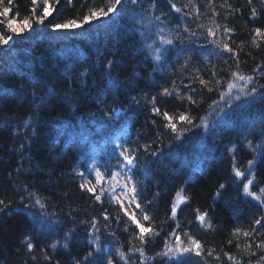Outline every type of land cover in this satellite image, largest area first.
<instances>
[{"label": "trees", "instance_id": "16d2710c", "mask_svg": "<svg viewBox=\"0 0 264 264\" xmlns=\"http://www.w3.org/2000/svg\"><path fill=\"white\" fill-rule=\"evenodd\" d=\"M112 2L48 0L52 14L41 25L32 9L41 15L44 0L36 5L3 0L10 11L0 16V33L11 35L7 21L14 19L20 27L25 17L33 29L14 38L0 56V264H74L89 251L93 257L86 264H106L109 257L114 264H234L229 256L239 264H264V249L256 247L264 241V227L253 224L264 216V39L252 43L253 29L264 30V0H138L135 5L122 0L115 13L83 30L47 26L79 20L92 8L107 10ZM216 25L221 26L218 38L227 40L237 56L212 43L207 29ZM223 26L232 31L225 35ZM161 36L173 44L161 45ZM147 44L162 48L160 60L152 58ZM108 61H113L111 77L104 67ZM94 64V72L79 76ZM233 72L252 80L246 84ZM229 83L236 86L229 90ZM164 88L171 95H163ZM153 106L161 114L153 113ZM163 112L173 118L175 132ZM181 113L191 123L180 121ZM122 130L125 147L138 157L131 178L141 208L134 205L133 212L154 229L143 245L120 204L108 193L97 202L80 189L76 172L89 174L92 160L106 178L119 171L123 161L114 137ZM248 160H254L251 171ZM234 166L246 175L236 177ZM250 177V191L262 200L243 194ZM88 179L95 182L94 176ZM178 192L187 200L173 218ZM198 211L207 213L211 228L196 220ZM145 213L149 221L142 220ZM93 217L96 229L90 231ZM38 221L47 223L41 227ZM254 227L258 234L243 236ZM236 228L241 232L234 236ZM177 233L185 242V233L199 240L201 256L159 255L166 245H175ZM97 237L99 250L89 243ZM54 241L56 248L50 247ZM138 247L144 259L129 251ZM117 248L126 254L124 260ZM45 253L50 261L43 259Z\"/></svg>", "mask_w": 264, "mask_h": 264}, {"label": "snow or ice", "instance_id": "6c2138e0", "mask_svg": "<svg viewBox=\"0 0 264 264\" xmlns=\"http://www.w3.org/2000/svg\"><path fill=\"white\" fill-rule=\"evenodd\" d=\"M138 0H131V3L133 5L137 4ZM171 2V0H170ZM249 4L252 3V0H248ZM13 3V0H8V4L11 5ZM68 3L71 5L72 4V0H68ZM32 4L36 5L37 4V0H32ZM122 4V0H114V2L110 3L109 6L107 7V10L104 9V7H100L99 9L97 8H92L89 10V12H87L86 14L83 15L82 18L78 19H68L65 20L61 23H51L49 22V24L47 26L51 27L53 30H76V29H84L85 25H90L93 21H99V19L103 18V17H109V15L111 13H113L114 11L117 10V6ZM172 8L175 11H180L179 8L176 7V5L173 3ZM0 7L3 8V11L0 12V16H4L7 17L10 11L9 7L3 6V0H0ZM32 12L34 14V18L36 20L37 23L43 25L45 24L46 19L52 14V10H51V6L48 3V0H44V4H43V13L41 15L35 16V12L36 9L33 8ZM252 17H256L257 16V11L255 8L252 9V13H251ZM156 20H159L160 17H156ZM15 24V20L14 19H9L7 21V29L10 30L11 33L16 34L17 36H19L20 34H22L23 32H25L26 30H30L33 29V23L32 20L29 17H25L22 21H20V27H16L14 26ZM198 27H203L202 25H199ZM221 28L220 25H216L215 27H209L207 29V35L209 37H213L212 43L216 45L217 48H220L222 51H227L229 53H231L233 56H237V53L229 46V42L223 38H218V30ZM223 33L225 35H227L228 33H230L232 31V29L228 28L227 26H223ZM185 31H189L187 28H185ZM254 32V36L252 39V43L255 44L256 43V38H262L264 39V30H262L260 27H256L255 29H253ZM191 35H195V32H192ZM12 39H14L13 35H5L3 33H0V45H7ZM160 43L161 45H172L173 41L171 39H167L164 36L160 37ZM181 43L183 44V41H181ZM242 46V45H241ZM145 47H147L150 51H151V55L152 58L154 60H160L161 59V55H162V48L157 47L153 49V46L151 44H147L145 45ZM167 49H163V52H166ZM238 62V60H237ZM96 63H99V61H96ZM113 66V61H108V63L104 66L106 69V74L111 77V68ZM96 70L95 68V64L91 67H86L83 69L82 72L79 73L80 77H84L86 74H91L92 72H94ZM232 76L235 77L238 80H242L244 81L246 84L252 80L251 76H245L242 75L238 72H233ZM206 81H204L203 79H200V84L207 86ZM218 83V82H217ZM119 81L118 80H114L113 81V87L118 86ZM236 85L234 83H229L228 84V88L229 90H231L233 87H235ZM211 91V89H209ZM241 91H243V89H241ZM251 92L254 94L257 92L256 88H252ZM162 94L163 95H171V92L168 88H164L162 89ZM245 95H248L249 93L245 92ZM132 99L135 101V97H132ZM189 100L192 99L191 96L188 97ZM237 99H239V97H237ZM155 100V97H153V102ZM98 102H102V101H98ZM113 111H115L113 109ZM152 112L156 113V114H161L160 109L153 106L152 108ZM105 116H111L112 113L111 112H105L104 113ZM162 115L164 116V118L168 121L167 123V127H170L172 129L173 132L176 131V124L173 122V118L171 116H169V114L167 112H163ZM178 119L180 121H185L188 120V118L181 113L178 117ZM189 123H191L190 120H188ZM27 123V122H25ZM248 147L252 148L253 145L251 143V141H248ZM117 148H122L123 150L119 151V156L122 158L123 163L120 164L121 169L124 168L125 165H128V173H130L132 171L131 166H133L135 164V161L138 157H136L135 153H132L131 150L127 147H123V145H117ZM233 149H229V151L231 152ZM153 156L156 155L155 152L152 153ZM254 160H248L247 164L249 165V169L248 171H251V166L253 165ZM233 171L235 173L236 177H241L246 175V172L241 171L239 168L237 167H233ZM83 180L84 182L81 183L79 185L80 189L83 191L88 192L89 194H91L94 199L97 202H101L103 196L106 193H110V201L113 203H118L120 204V209L122 211H124V214L126 216H128L130 222L135 225L136 229H138V233L136 234L135 238L138 239L141 242V245H143L146 242V234L147 235H152L154 234V229L151 228V226L149 225L148 227H146L144 225V223L141 222V219L138 218L137 214L135 212H132L131 214H129L126 210H124V204L122 203L120 197H118L116 195V191L115 189L117 187H120L122 189H125V191L121 192V197L127 198L128 193L132 194V198L129 201L130 204L135 203L136 204V208L139 209L141 208V205L139 203L136 202V187H135V183L132 180L130 175H126L127 177V181L128 183L132 184V187L129 188L128 187V183H124V182H117V177L120 176L119 172H112L111 174V180L113 181L112 185L110 187H105L104 186V182H105V173H102L98 168L94 171V173H89V174H85L83 172L77 173ZM88 176H94L95 182L93 183L91 180L88 179ZM250 185H253V178H249L247 180V182L243 183V189L242 192L243 194L253 197L255 200H262L261 195H258L256 192L250 191ZM224 185L221 184L220 188H223ZM260 192L262 194H264V188L260 189ZM31 195V194H29ZM217 195H219V193H217ZM23 199V197H22ZM187 200V197L182 196L179 192L176 194V199L174 200V202L171 205V215L173 218H175L176 214H177V209L179 207L180 204H182L183 202H185ZM36 203H40L39 200L36 201ZM262 203H264V201H262ZM4 201L0 200V205H3ZM5 207H7V205H5ZM3 209H0V211H2ZM104 215V219L107 220L108 216L107 214H103ZM207 218V213L205 212H197L196 215V220L200 221L201 224H203L205 227L207 228H211L212 225L211 223H205ZM143 221H149L150 217L145 213L142 217ZM47 221H38V224L43 227L44 224H46ZM96 224H97V220L95 217H93L92 221H91V225H92V229L94 230L96 229ZM254 226H261L264 227V216H262L261 218L255 219L253 222ZM48 227L50 228L51 225H48ZM175 231V230H174ZM241 232L240 228H236L233 230V235H237ZM254 233L258 234V230L254 227L253 231H244L242 234L244 237H251L253 236ZM186 237H187V241H182L180 234L177 233L174 236V239L176 241L174 246H168L166 245V250L163 253H160L159 255H163V256H167L169 258H175L178 257L180 255L186 254V253H194L196 256H201L202 254V245L201 242L195 238H193L191 235L185 233ZM25 239L27 240L28 237H25ZM69 239V233L65 234V242H64V247L67 248L68 247V243L67 240ZM231 243V241H229ZM90 244L94 245L96 247L97 250L100 249V244H99V237H97L95 240H90L89 241ZM57 246V242L54 241L50 247L52 248H56ZM240 245L237 244V247H239ZM251 245H248L247 248L251 249ZM256 247L259 249H264V241H260L259 243L256 244ZM27 248L29 251L33 250L34 245L29 242L27 244ZM129 251H137L140 253V257L141 259H144V249L143 247H138V248H130ZM117 254L120 256V258L122 260L125 259V253L120 251L119 248H117L116 250ZM209 254H211V250H209ZM227 255V254H225ZM93 257V252L89 251L85 254V257L81 260V259H75L74 260V264H86V262L89 260V258ZM33 259H36V257H33ZM43 259L44 260H51V257L45 253L43 255ZM147 259H151V257H148ZM230 260L234 261V264H239L238 261L235 260V257L229 256ZM261 259H264V257H262ZM98 264H104V261L102 260H98ZM106 264H114V260L113 258L109 257L106 261Z\"/></svg>", "mask_w": 264, "mask_h": 264}, {"label": "rangeland", "instance_id": "374dc122", "mask_svg": "<svg viewBox=\"0 0 264 264\" xmlns=\"http://www.w3.org/2000/svg\"><path fill=\"white\" fill-rule=\"evenodd\" d=\"M13 35H16V34H13ZM20 35H22V34H20ZM11 44V43H10ZM2 46V45H1ZM123 135H124V133L123 132H120V133H118L117 134V136H116V138H115V142H116V144L118 145H123V142H124V137H123ZM118 150L119 151H121V150H123L122 148H118ZM90 171L92 172V173H94V171L97 169L96 168V164H95V162L94 161H91L90 162ZM128 165H125L124 166V168H123V170H122V172L120 173V176H118L117 177V182L119 183V182H124V183H128V181H127V177H126V175L125 174H128L127 172H128ZM77 172H79V171H77ZM84 182V180L82 179V178H80V183H83ZM112 183H113V181L112 180H110V186L112 185ZM128 187L130 188V183H128ZM115 191H116V195L118 196V197H120V199H121V201H122V203L124 204V210H126L129 214H131L132 213V209H131V206H130V203H129V201L131 200V198H132V194L131 193H128V196H127V198H124V197H121V192L122 191H125V189H122V188H120V187H117L116 189H115Z\"/></svg>", "mask_w": 264, "mask_h": 264}, {"label": "bare ground", "instance_id": "6f19581e", "mask_svg": "<svg viewBox=\"0 0 264 264\" xmlns=\"http://www.w3.org/2000/svg\"><path fill=\"white\" fill-rule=\"evenodd\" d=\"M8 45H9V43H8L7 45H3V46L6 47V46H8ZM1 53H2V52L0 51V55H1Z\"/></svg>", "mask_w": 264, "mask_h": 264}, {"label": "water", "instance_id": "95a60500", "mask_svg": "<svg viewBox=\"0 0 264 264\" xmlns=\"http://www.w3.org/2000/svg\"><path fill=\"white\" fill-rule=\"evenodd\" d=\"M14 37L17 36V35H13ZM11 42V41H10ZM1 47H4L3 45ZM0 51H2V49H0Z\"/></svg>", "mask_w": 264, "mask_h": 264}]
</instances>
